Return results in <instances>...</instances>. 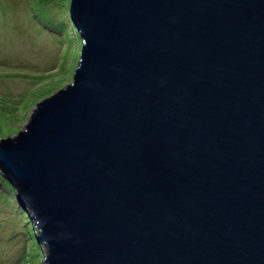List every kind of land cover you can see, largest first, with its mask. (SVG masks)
Here are the masks:
<instances>
[{"label": "water", "instance_id": "1", "mask_svg": "<svg viewBox=\"0 0 264 264\" xmlns=\"http://www.w3.org/2000/svg\"><path fill=\"white\" fill-rule=\"evenodd\" d=\"M73 81L0 172L43 264H264V0H72Z\"/></svg>", "mask_w": 264, "mask_h": 264}, {"label": "rangeland", "instance_id": "2", "mask_svg": "<svg viewBox=\"0 0 264 264\" xmlns=\"http://www.w3.org/2000/svg\"><path fill=\"white\" fill-rule=\"evenodd\" d=\"M71 2L0 0L1 139L16 136L39 102L73 81L83 43ZM5 181L0 172V264H43L48 252L35 221Z\"/></svg>", "mask_w": 264, "mask_h": 264}, {"label": "clouds", "instance_id": "3", "mask_svg": "<svg viewBox=\"0 0 264 264\" xmlns=\"http://www.w3.org/2000/svg\"><path fill=\"white\" fill-rule=\"evenodd\" d=\"M76 29L78 30V28H76ZM27 213H28V212H27ZM34 226H36V229L38 230V235H40V234H41V231H40V229L38 228L36 222H35ZM38 235H37V236H38Z\"/></svg>", "mask_w": 264, "mask_h": 264}, {"label": "trees", "instance_id": "4", "mask_svg": "<svg viewBox=\"0 0 264 264\" xmlns=\"http://www.w3.org/2000/svg\"><path fill=\"white\" fill-rule=\"evenodd\" d=\"M1 174H2V173H1ZM5 184H6V186H9V187H11L12 189H14V188L11 186V184L8 183V180L5 181Z\"/></svg>", "mask_w": 264, "mask_h": 264}, {"label": "bare ground", "instance_id": "5", "mask_svg": "<svg viewBox=\"0 0 264 264\" xmlns=\"http://www.w3.org/2000/svg\"><path fill=\"white\" fill-rule=\"evenodd\" d=\"M21 10V9H20ZM30 37V36H29ZM49 37V36H48ZM20 43V42H19ZM21 44V43H20ZM29 47H30V45H28ZM21 48V47H20ZM22 49V48H21ZM25 49V48H24ZM27 51H28V49H27ZM29 52V51H28ZM21 53V52H20ZM22 55V54H21ZM6 220V219H5ZM6 225V224H5Z\"/></svg>", "mask_w": 264, "mask_h": 264}]
</instances>
